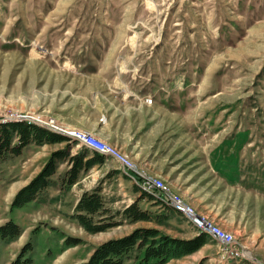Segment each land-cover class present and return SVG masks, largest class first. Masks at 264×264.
Here are the masks:
<instances>
[{"label":"rangeland","instance_id":"374dc122","mask_svg":"<svg viewBox=\"0 0 264 264\" xmlns=\"http://www.w3.org/2000/svg\"><path fill=\"white\" fill-rule=\"evenodd\" d=\"M118 72L125 83L143 86V91L177 89L165 93V100L175 102L179 112L187 107L189 123L187 133L179 129L182 146L176 152L242 154L244 177L238 187L215 190L213 184L202 196V202L209 199L200 205L203 212L170 182L142 168L144 178L163 183L205 227L229 236L234 255L224 258L226 244L198 220L177 212L163 226L132 223L118 215L122 224L89 233L72 217L82 184L71 191H46L11 208L18 190L65 145L32 143L0 163V225L12 219L23 230L13 241L0 238V264H8L28 241L33 244L32 264H79L102 242L140 226H157L181 238H192L188 236L195 232L208 235L205 247L165 264H264V0H0V121H30L17 118L26 115L54 119L75 133L31 122L69 137L73 152L87 148L116 160L126 175L113 172L103 183L112 212L129 205L131 200L122 198L141 183L115 156L138 165L113 143L80 125L63 123L58 115L86 121L81 112L67 113L73 95L103 86L105 76L115 80ZM146 98L153 103L152 96ZM105 163L110 170L117 165ZM68 166L63 162L59 168ZM140 205L152 212L168 211L155 197L142 198ZM67 239L75 245L67 247ZM142 256L132 252L125 264H140Z\"/></svg>","mask_w":264,"mask_h":264},{"label":"crops","instance_id":"0c3cea01","mask_svg":"<svg viewBox=\"0 0 264 264\" xmlns=\"http://www.w3.org/2000/svg\"><path fill=\"white\" fill-rule=\"evenodd\" d=\"M91 77L93 76L87 78ZM104 81L101 87H90L88 93L83 92L80 96L74 94L75 102L67 108L69 115L81 112L86 121L69 120L65 118L66 115L62 120V112H59L58 119L68 125H80L83 129L113 143L129 154L138 166L170 182L173 188L201 212L203 210L199 209L200 205L209 202V199L202 202V196L213 184L215 190L238 187L244 177L240 152H176L177 148L182 146L178 139L179 129H185L187 133L189 123L186 117L187 107L179 112L175 102L165 100V93L175 94L176 88L167 90L158 87L143 91V86L139 88V85L125 83L122 72H118L115 80L105 76ZM147 96L153 97L152 104L145 101ZM192 125L190 122L189 130ZM190 136L193 138L191 132ZM108 160L115 161L117 165L113 166V169L123 173L116 160L106 159ZM67 168L58 169L53 176L55 182L59 181L60 175ZM109 171L106 163L94 166L70 191L82 184L81 196L85 190L94 188L99 179ZM57 184L55 189L50 186L46 191L54 194L62 191L60 181ZM139 195L140 192L135 191L129 196H122V199L129 198L131 203ZM120 201L122 200L117 199L116 202ZM196 235L198 234L195 232L188 237ZM206 245L207 243L203 247Z\"/></svg>","mask_w":264,"mask_h":264},{"label":"trees","instance_id":"16d2710c","mask_svg":"<svg viewBox=\"0 0 264 264\" xmlns=\"http://www.w3.org/2000/svg\"><path fill=\"white\" fill-rule=\"evenodd\" d=\"M32 143L38 146L55 143L65 145L53 151L40 172L18 190L11 208L22 207L39 199L48 187L56 183L53 176L57 173L60 163L69 164L67 170L59 177L61 189L69 190L79 183L90 169L106 162L104 155L93 150L91 153L87 148L73 152V142L69 137L29 120L0 121V163L11 156L22 154ZM118 171L120 172L116 169L110 170L94 188L85 190L77 201L72 217L89 233L106 231L122 224V220H116L118 215L132 223L148 221L157 226L167 225L171 218L170 213L176 211L170 207H167L168 211L160 212L142 208V198L159 199L154 194L141 190L137 185H134V189L141 192L140 195L122 211L112 212L106 206L103 183L113 172ZM160 203L162 204L161 201ZM157 226H140L126 235L108 239L95 247L89 258L79 264H125L130 254L135 251L143 254L140 264H165L170 259L190 255L208 243L206 233H199L192 238H181L167 234ZM22 233L21 226L12 219L0 225L1 239L13 241ZM65 244L71 247L75 242L67 239ZM32 249V242H26L8 264H32Z\"/></svg>","mask_w":264,"mask_h":264},{"label":"built area","instance_id":"2783aa9c","mask_svg":"<svg viewBox=\"0 0 264 264\" xmlns=\"http://www.w3.org/2000/svg\"><path fill=\"white\" fill-rule=\"evenodd\" d=\"M145 101L148 103V98H145ZM17 118H28V119L38 120L40 123H42V124H44L46 126H53L55 128L63 130L62 127L60 126V124L57 123L54 119H50V118L44 119V118H41V117H34V116H27V115L23 116V117L20 116V117H17ZM68 132L75 133V131H68ZM87 140L90 141V142H93L95 144L94 140H91V139H87ZM98 147H99V149L101 151L109 152L103 146H98ZM115 157H117V156H115ZM117 158H120V157H117ZM120 159H121L122 164H127L129 166V168L134 172L136 178H138L141 181V184H142L143 188H151V189L155 190L156 192H159V193L163 194L165 196V198H167L168 200L177 201L185 209V214L187 216L193 218L194 220H198V221H200L201 224H203L202 223V218L200 216L196 215L194 210H192L190 208H186L185 205L182 202H180L179 200L174 198L171 195V192H167V191L163 190L158 184L154 183L150 178H144L143 175H142V168L143 167L131 166L127 162V158H120ZM210 231H212V230H210ZM212 232L215 233L214 231H212ZM225 242H226V255L223 256V257L224 258H229V257L234 255L235 243H231L229 241H225Z\"/></svg>","mask_w":264,"mask_h":264},{"label":"bare ground","instance_id":"6f19581e","mask_svg":"<svg viewBox=\"0 0 264 264\" xmlns=\"http://www.w3.org/2000/svg\"><path fill=\"white\" fill-rule=\"evenodd\" d=\"M26 119H28V118H26ZM30 121H37V122H39L38 120H33V119H30ZM39 124H42V123H40L39 122ZM42 125H44V124H42ZM49 127H53V126H49ZM55 129H58V128H55ZM63 129V128H62ZM59 131H65V130H61V129H58ZM65 132H67V133H71V132H68V131H65ZM74 134V133H73ZM84 139V138H83ZM84 140H87V139H84ZM88 141V140H87ZM94 141H95V139H94ZM88 142H90V141H88ZM95 142H98V141H95ZM93 143V142H92ZM97 147V146H96ZM99 151H101L100 149H99ZM101 152H106V151H101ZM116 159H119L120 161H121V159L120 158H117V157H115ZM127 167L129 168V166L127 165ZM131 170V169H130ZM132 171V170H131ZM133 172V171H132ZM135 179H138V178H136V176H135ZM139 180V179H138ZM140 181V180H139ZM154 183H156V184H158L163 190H165V191H167L168 192V190H167V188H166V186L163 184V183H161L160 181L158 182V181H156V182H154ZM138 186H139V188H141V190H144V191H147V192H149V193H152V194H154L161 202H162V204H164L165 206H167V207H170V208H172V209H174L177 213H179V214H181V215H183V216H187L186 214H185V209L177 202V201H175V200H168L167 198H165V196L163 195V194H161V193H159V192H156L155 190H153V189H151V188H143V186H142V184L140 183V184H138ZM187 217H189V216H187ZM189 218H191V217H189ZM193 221V220H192ZM198 223H199V226H204L203 224H201L200 223V221H197ZM196 222V223H197ZM208 224V223H207ZM208 226L209 227H212L211 225H209L208 224ZM205 227V226H204ZM204 230L206 231V232H209L213 237H215V239H218V240H221V242L222 243H224V244H226V242L225 241H229V242H231L230 241V237L229 236H227V235H224V234H221V233H218L217 231H214L215 233H213L212 231V229H210V228H208V227H205L204 228ZM210 230H212V231H210ZM217 230V229H216ZM225 240V241H224Z\"/></svg>","mask_w":264,"mask_h":264}]
</instances>
